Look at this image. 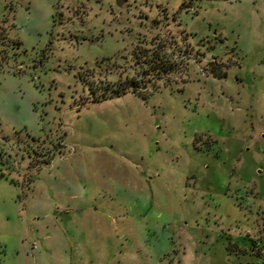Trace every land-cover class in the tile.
<instances>
[{
  "label": "rangeland",
  "instance_id": "rangeland-1",
  "mask_svg": "<svg viewBox=\"0 0 264 264\" xmlns=\"http://www.w3.org/2000/svg\"><path fill=\"white\" fill-rule=\"evenodd\" d=\"M18 263L264 264V0H0Z\"/></svg>",
  "mask_w": 264,
  "mask_h": 264
},
{
  "label": "water",
  "instance_id": "water-1",
  "mask_svg": "<svg viewBox=\"0 0 264 264\" xmlns=\"http://www.w3.org/2000/svg\"><path fill=\"white\" fill-rule=\"evenodd\" d=\"M123 0H117V3L120 5L122 4Z\"/></svg>",
  "mask_w": 264,
  "mask_h": 264
},
{
  "label": "trees",
  "instance_id": "trees-1",
  "mask_svg": "<svg viewBox=\"0 0 264 264\" xmlns=\"http://www.w3.org/2000/svg\"><path fill=\"white\" fill-rule=\"evenodd\" d=\"M121 92H125V90H121Z\"/></svg>",
  "mask_w": 264,
  "mask_h": 264
},
{
  "label": "crops",
  "instance_id": "crops-1",
  "mask_svg": "<svg viewBox=\"0 0 264 264\" xmlns=\"http://www.w3.org/2000/svg\"><path fill=\"white\" fill-rule=\"evenodd\" d=\"M19 264V263H18Z\"/></svg>",
  "mask_w": 264,
  "mask_h": 264
}]
</instances>
